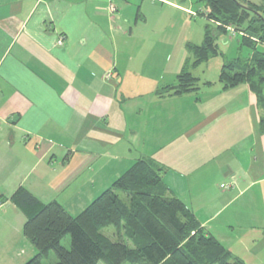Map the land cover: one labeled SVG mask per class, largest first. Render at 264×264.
<instances>
[{"label": "crops", "instance_id": "0c3cea01", "mask_svg": "<svg viewBox=\"0 0 264 264\" xmlns=\"http://www.w3.org/2000/svg\"><path fill=\"white\" fill-rule=\"evenodd\" d=\"M163 8L184 12L182 24H163ZM197 11L174 0H0V264L35 255L9 201L19 186L74 216L140 158L163 167L169 193L231 255L264 264L256 95L199 77L195 92L155 94L191 58L186 43L202 42Z\"/></svg>", "mask_w": 264, "mask_h": 264}, {"label": "trees", "instance_id": "16d2710c", "mask_svg": "<svg viewBox=\"0 0 264 264\" xmlns=\"http://www.w3.org/2000/svg\"><path fill=\"white\" fill-rule=\"evenodd\" d=\"M204 3L210 21L200 44L187 42L191 58L174 84L155 91L157 96L182 95L199 88V78L190 71L222 55L217 35L229 29L240 35L239 45L251 49L248 57L225 59L217 81L226 90L247 84L264 110V0H198ZM234 34V35H235ZM232 35V34H231ZM206 81L205 84H210ZM260 130L264 132L261 113ZM163 167L140 158L117 177L77 215L69 214L57 201L44 203L19 186L9 201L25 216L23 236L36 249L25 264H42L53 251V264H245L231 255L194 214L161 180ZM112 228L115 239L103 233ZM70 236L69 248L61 239Z\"/></svg>", "mask_w": 264, "mask_h": 264}, {"label": "rangeland", "instance_id": "374dc122", "mask_svg": "<svg viewBox=\"0 0 264 264\" xmlns=\"http://www.w3.org/2000/svg\"><path fill=\"white\" fill-rule=\"evenodd\" d=\"M177 1L178 3H180V5H184L185 7H192L194 11H197L199 9H204V3L198 0H174ZM253 3L258 4L259 0H247ZM170 9L167 8H163L162 11V22L163 24H165L167 22L166 18H169L171 16L170 13ZM203 11V10H202ZM200 11V12H202ZM184 12L179 11L178 15L175 16L172 15L171 17L174 19V21L178 22V25L182 24V20L184 18ZM196 18L192 19L191 22L195 23V27L193 28V31H195V28H198V34L196 32L195 34V38L193 41H195L197 38V35L199 37V35H203V31H204V26L206 25L207 19L202 16V15H196ZM170 19V18H169ZM175 28V27H174ZM213 33H215V35H217V45L219 48V51L222 53V55H218L214 58H211L210 61L208 63L204 62L201 65H199L197 68H194L191 70V72L199 77L201 80H210V81H217L218 78V74H219V70L220 67L225 59H232L238 56L241 57H248L251 55V49L247 46H241L239 45V39H240V35L237 33L235 34L232 29H229V32L232 35H223L218 34L215 32L214 30V26H213ZM235 34V35H234ZM199 39V38H198ZM223 40H225V42H223ZM200 41V40H198ZM259 49H263L264 50V44L259 45ZM188 54V53H187ZM208 64V65H206ZM15 224V222H14ZM103 233L105 235H107L108 237H110L111 239H115V235L113 234V229L112 228H105L103 229ZM20 238H22V240H25L26 244H29L30 246H32V248H34V246L22 235V233H20ZM69 241H70V236L67 234L65 237H63L61 239V245L64 246L65 248H69ZM19 253L21 254L23 251H25V249H27V246L24 247L22 246V244L20 245V247L18 248ZM35 249V248H34ZM35 253H36V249H35ZM28 257V256H26ZM22 261L20 264H25L26 261L28 260H20ZM56 262V256L54 254L53 251H50V253L48 254V256L46 258H44L42 260V264H53ZM102 264V263H100ZM122 264H128V263H122Z\"/></svg>", "mask_w": 264, "mask_h": 264}, {"label": "built area", "instance_id": "2783aa9c", "mask_svg": "<svg viewBox=\"0 0 264 264\" xmlns=\"http://www.w3.org/2000/svg\"><path fill=\"white\" fill-rule=\"evenodd\" d=\"M62 37H59V39L57 40V43L58 44H61L62 43ZM224 188H228L229 187V184H224V185H222ZM1 203V202H0Z\"/></svg>", "mask_w": 264, "mask_h": 264}]
</instances>
